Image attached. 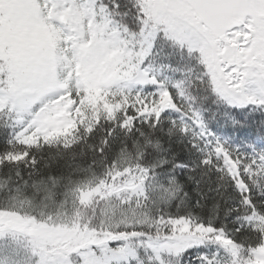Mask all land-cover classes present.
Returning <instances> with one entry per match:
<instances>
[{
	"label": "snow or ice",
	"instance_id": "1",
	"mask_svg": "<svg viewBox=\"0 0 264 264\" xmlns=\"http://www.w3.org/2000/svg\"><path fill=\"white\" fill-rule=\"evenodd\" d=\"M0 264H264V0H0Z\"/></svg>",
	"mask_w": 264,
	"mask_h": 264
}]
</instances>
